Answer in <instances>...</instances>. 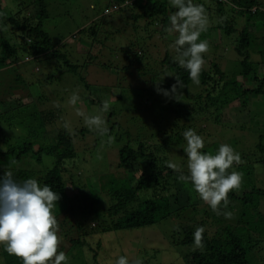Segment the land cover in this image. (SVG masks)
I'll return each mask as SVG.
<instances>
[{"label":"trees","instance_id":"16d2710c","mask_svg":"<svg viewBox=\"0 0 264 264\" xmlns=\"http://www.w3.org/2000/svg\"><path fill=\"white\" fill-rule=\"evenodd\" d=\"M211 1L221 6L211 10L206 2L194 0L195 3L204 4L208 11L210 20L208 29L218 31L219 35L229 36L239 32L235 47V52L242 58L240 61L242 69L239 74L232 80L225 81L227 77L220 66L214 62L212 64L206 62L200 75L199 85L202 89L194 97L200 104L193 106L189 102L180 101V95L173 97V101L176 99V102L170 101L169 104H176L178 109L174 112L175 124L170 128L159 127L158 119H154L148 125L145 114L133 116L132 120L127 118L128 113L132 111L130 108L135 109L137 114H141L140 112L148 108L147 103L154 98L148 90L143 91L144 95L136 92V97L140 98V101L130 108H124L119 112L111 108L104 117L111 121V125L107 126L108 135H111L118 126L119 139L126 135L129 141L111 150L108 173L100 176L98 173L95 179L90 177L88 180L82 178L81 174L75 175L72 172L78 155L74 140L84 138L89 134H96L95 132L90 131L84 122L80 128L71 129V132L58 129L55 110L40 111L35 104L13 108L4 97L26 85L21 68V64L25 62L19 58L20 52L25 54L28 60L26 62L38 61L43 65L45 61L50 62L49 64L55 61V64L58 63L60 66L62 63L66 65L69 72L80 74L79 65L71 63L67 55L62 53L61 48L65 45L62 39L54 41V38L44 29L43 22L49 17L47 0H29L26 11L22 15L13 13L5 19L0 17L2 19L0 27L2 29L4 27L3 30H5L6 26H10L12 34L17 37L16 41L12 42L10 37L0 36V177L6 170H11L13 178L18 182L35 178L41 186L48 184L59 193L61 198L53 211L59 222V232L62 233L63 239L68 237L67 240L70 242L67 249L62 247L60 251L67 253L76 243L83 244L82 239L99 233L95 231L97 227L95 221L98 222L99 218L107 224L104 232H110L152 227L177 216L184 218L185 225L180 232V240L172 244L193 248L184 256L185 264H264V258L258 259L260 263H254L251 257L252 251L260 248L261 239L264 238V212L260 209L264 201V187L254 185L249 187L247 184L243 189L247 190L244 194L240 189L231 192L227 209L223 205L220 209L221 212H232V218L226 219L223 215L214 213L210 207L206 209L208 205L199 198L192 185L178 179L181 173L167 167V162L170 161L167 154L169 142L174 143L180 140L176 146L182 147L181 151L184 149L185 140L182 133L189 129L187 123L191 120L198 121L199 114H204L203 110L209 111L212 107L218 110L217 97L219 95L217 93L215 96L216 92L229 91L234 99H231L228 104L238 100L241 103L233 107L243 110L250 105L251 95L264 97V76L260 73L261 67H264L262 45L253 46L252 50L260 57L253 59L250 52L253 38L259 34V31L264 33V0ZM108 2L110 4L105 8L106 13L103 10L101 18L97 16L87 28L78 31L76 36L87 33L88 38L97 39L100 24L108 23L105 17L120 12L128 20L130 26H133V30L136 32L140 30V35L147 39V48L150 45L153 47L155 43L160 44V39L167 37L163 29L169 24V14L175 11L171 8L169 0H148L147 2L145 0H108ZM32 4L33 12L30 13L28 10L31 9ZM0 13L7 14L2 0H0ZM172 43L173 41L170 43L171 49H173ZM175 54H169L170 56L167 54L165 58L162 56L158 61L161 66L159 74L165 73L166 69L173 73L170 79L169 77L165 79L162 85L165 89H170L175 83V76L180 78L185 87L194 84L189 79L188 72L174 62ZM94 55H88L89 58L94 59L93 62L98 58L97 54ZM145 56L146 50L141 46L128 48L125 50L124 57L118 62V68L123 73H117L114 69L115 74L128 73L132 77L137 74L143 80L151 75L147 71L148 63ZM112 68L114 67L109 69ZM5 71L8 73L7 77H1ZM261 72L264 71L261 70ZM52 77V73L49 72L46 80L50 81ZM80 81L90 93L93 85L82 76ZM150 81L152 84L153 79ZM221 83L222 87H218ZM248 85L252 87L247 88ZM103 92L104 90L100 94L97 93V101L93 97H88L89 101L85 100V102L88 106L99 104L100 107L103 101L100 97ZM131 96V93L127 94L123 90L115 103L118 104L128 97L132 98ZM145 97L146 100H143ZM42 100H44V95L41 93L37 101L42 102ZM249 117L252 120L255 119L256 112H250ZM14 119L17 121L13 122ZM112 121H115V124L112 125ZM154 126L159 127V131L154 132ZM149 127L151 130L147 131ZM134 129L137 131L134 132ZM15 130H18V133L14 132ZM49 130L56 131L53 137L48 136ZM5 131L8 133L10 131L17 137L14 135L10 137ZM161 131L163 134L159 137L158 134ZM158 137L160 139L156 140ZM95 146L98 148L99 144ZM217 150V148L213 151L205 149L203 152L215 154ZM254 155L264 158V132L259 135L258 142L255 144ZM10 161L14 163L10 164ZM23 161L35 163V166L31 168L17 166ZM233 168L236 169V166ZM182 171L187 174L184 168ZM237 171L242 172V185H245V173L240 169ZM68 183L72 188L82 189L81 191L88 190L82 209L79 211L81 214L74 208L70 199L65 201ZM103 195L109 198V203L107 202V207L101 209L100 205L104 203ZM88 225L91 230L88 229ZM196 226L205 228L202 250L194 246L193 233ZM96 245L101 247L102 243L98 241ZM0 254L5 264H23L21 259L7 254L2 245Z\"/></svg>","mask_w":264,"mask_h":264},{"label":"rangeland","instance_id":"374dc122","mask_svg":"<svg viewBox=\"0 0 264 264\" xmlns=\"http://www.w3.org/2000/svg\"><path fill=\"white\" fill-rule=\"evenodd\" d=\"M147 1L145 0V2ZM202 1L210 5L211 10L221 6L211 0ZM28 2L29 0H2L3 7L7 13L3 16V19L10 17L13 13L20 15L25 13ZM47 3L49 4V17L43 22L44 29L49 32L54 41L62 39V42L65 44L61 48L62 53L67 55L71 63L79 65L78 71L80 74L76 75L69 72V68L66 65L62 63L60 66L58 63L55 64V61H52L51 64L45 61L43 65L38 63V61L26 62L25 54L20 52L18 56L25 62L21 64V68L26 85L4 96L9 101L11 107L16 108L20 105L33 106L35 104L40 111L55 110L57 115L56 126L58 129H65L63 127L65 121L70 122L71 129H78L81 127L83 118L76 115V109L79 108L89 114H95V109L99 107V104L88 106V97H93L97 101V93L100 94L104 90L100 97L101 100H109L111 102L110 109L114 108L116 112H119L124 108L134 106L140 101V98L136 97V92L143 94L148 90L149 93L151 92L154 95V98L147 103L148 108L144 112H140L141 114H137L135 109L130 108L132 111L128 113L127 118L132 120L133 116L145 114L148 125L154 119H158L159 127L170 128L172 125L174 126V112L178 109V106L173 103L169 104L170 101H173L172 96L165 97L162 93L158 94L156 91L157 84L160 88L165 89L162 87L165 79L167 77L170 79L173 74L168 69H166L165 73L159 74L161 66L158 64V61L160 57L163 56L165 58L167 54L174 55L175 51L170 48V43L174 40V36L167 34V37L160 39V44L155 43L153 47L150 45L147 48V39L140 35V30L138 32L134 31L133 26H130L128 20L120 12H115L105 17V21H108V23L100 24L97 39L93 37L92 39L88 38L87 33L76 36L78 31L87 28L90 22L96 19L97 16L98 18L102 17L103 10L110 4L108 0H47ZM19 4H22V6H19ZM28 11L30 13L33 12V4ZM3 29L0 27V36L5 38L8 36L12 39V42H15L17 37L12 34L10 26H6L5 30ZM218 33V31L208 29L201 34L200 39H206L210 44V51L205 54L204 59L206 62L211 64L214 62L220 66L222 72L227 77L225 81L232 80L242 69L240 64L242 58L235 52L239 32L234 33L232 36L219 35ZM263 37L264 33L259 31V34L253 38L254 44L252 43L250 50L251 58L256 59L260 57L252 52L253 46L259 47L262 45V53L264 54ZM133 46L135 48L141 46L146 50L147 71L151 75L143 80L137 74L132 77L128 73L117 75L114 72V69H116L117 73H123L118 68V62L124 57L125 50L131 49ZM87 54L89 56L97 54L98 58L93 62L92 60L94 59L89 58ZM110 67L114 68L109 69ZM261 70L264 71V67H261ZM261 70V76H264V72L262 73ZM49 72L52 73L53 77L50 81H47ZM7 75L8 73L5 71L1 74V77H7ZM81 76L93 85L90 93L86 91L83 82L80 81ZM150 79H153L152 84L154 86L151 84ZM239 80L243 81L242 78H239ZM32 85L33 88H31ZM222 85V83L218 84V87H222ZM243 85L247 86L246 84ZM251 87L248 85L247 88ZM96 88L99 89L96 90ZM201 89L200 85L196 84H191L189 87L181 89L180 101L189 102L193 106L199 105L200 103L194 97ZM76 90H79L81 100L73 107L67 101L73 91ZM123 90L127 94L131 93L132 98L128 97L118 104L115 103L120 92ZM41 93L44 95V100L38 102V96ZM217 93L219 95L217 99L220 109L216 110V108L212 107L209 111L203 110L204 114H199L200 119L198 121H189L187 126L204 138L205 146L201 151L205 149L213 151L216 148L218 149L220 144L227 143L240 154L241 163L238 165L234 164L236 169H232L235 171L240 169L246 175V183L241 186L240 190L245 189L247 184H249V187H253V185L264 187V158L254 155L255 144L258 142L259 135L264 132V97L251 95L250 105L243 110L233 107L241 103L238 100L228 104L231 99H234L232 93L229 91L219 90L214 95L216 96ZM143 100H146V97ZM174 100L173 102H176V99ZM203 105L205 106V104ZM250 112H256L255 119L252 120L249 117ZM207 113L208 115H206ZM103 116L106 117V114L103 113ZM15 121L17 120L14 119L13 122ZM106 122L107 126L111 125V121L106 120ZM113 124H115V121H112ZM131 125L133 126V123ZM159 127L154 126V132L159 131ZM149 129L150 127L147 131ZM135 131L137 129H134ZM5 132L10 137L11 135L17 137L14 133H10V131L9 133ZM14 132L18 133V130ZM55 133V130L53 132L49 130L48 136L53 137ZM119 133V127L116 126V129L111 134L114 137L112 143L107 142V135L100 137L97 134H89V136L81 139L76 138L74 142L77 146L76 151L78 155L76 164H73L72 172L75 175L81 174L82 178L84 177L87 180L90 177H94L95 179L98 173H100L99 176L108 173L111 163L109 155L111 150L129 141L126 135H123L122 139H119ZM162 134L161 131L158 136L162 137ZM159 137L156 140L160 139ZM169 143L167 148L168 158L170 161L176 162L181 169L184 168V171L187 172L186 154L183 150L181 151L182 147L176 146L180 143V140ZM184 143L186 146V141ZM96 144H99L98 148H96ZM17 166L31 168V166H35V163L23 161ZM67 167L71 168L68 165ZM81 190L72 188L71 184L68 183L65 201L70 199L78 212L81 211L84 197L88 194V190ZM245 191L247 190L242 191L243 194ZM102 199L104 203L100 205L101 209L107 207L109 198L103 195ZM206 209H209V206H206ZM260 209L264 212V201L261 203ZM77 218L80 219L79 217ZM95 223L97 224L95 231L99 233L102 231L101 234L97 233L92 237L82 239L83 244H72L73 246L66 253L69 257V264H109L110 261H114L119 256H127L130 261L139 257L143 259L144 264H185L184 256L193 249L180 244H172L174 241L180 240V232L185 225L184 218L177 216L152 227L130 231L113 230L104 232L107 224L101 218L98 219V222L95 221ZM88 229L91 230L89 225ZM58 235L62 237L61 232ZM67 238L63 239L62 237L59 250L62 247L65 249L69 247L70 242ZM95 240L102 243L101 247L96 245L98 241ZM261 240L260 248H256L251 253L254 263L264 258V238ZM0 264H5L1 258V254Z\"/></svg>","mask_w":264,"mask_h":264},{"label":"clouds","instance_id":"9594fccd","mask_svg":"<svg viewBox=\"0 0 264 264\" xmlns=\"http://www.w3.org/2000/svg\"><path fill=\"white\" fill-rule=\"evenodd\" d=\"M169 4L175 11L169 14V24L163 30L174 36L171 47L176 54L173 60L188 72L194 84L199 85L206 63L204 56L210 51L209 42L200 39L210 25L208 11L204 4L194 0H169ZM5 15L0 13V17ZM183 88V82L175 76L170 89H162L157 84L156 91L165 97L176 98ZM80 100L79 90H76L67 103L74 107ZM110 107L111 102L104 100L95 109V114L76 109V115L83 118L84 125L100 137L107 135L108 143H112L114 137L108 135L103 113L109 112ZM63 127L71 132L70 122L65 121ZM182 136L186 141L183 151L187 157V174L176 162L168 161L167 167L180 172L178 179L190 183L214 213L231 219L232 212H221L220 209L221 205L227 209L229 194L242 186L243 174L232 170L234 164L241 163L240 154L227 143L220 144L215 154L201 151L205 146L204 138L190 128ZM60 198L50 185L41 186L35 178L18 182L11 170H6L0 177V245L4 251L21 259L23 264H69L68 255L59 250L62 237L58 235L59 222L53 211ZM204 232L203 226L195 227L193 241L197 249L204 248ZM109 264H144V261L139 257L130 261L127 256H119Z\"/></svg>","mask_w":264,"mask_h":264}]
</instances>
